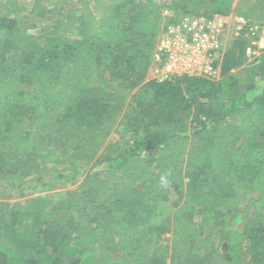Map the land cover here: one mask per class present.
<instances>
[{"label": "trees", "instance_id": "obj_1", "mask_svg": "<svg viewBox=\"0 0 264 264\" xmlns=\"http://www.w3.org/2000/svg\"><path fill=\"white\" fill-rule=\"evenodd\" d=\"M114 1L73 38L0 15V181L20 182L0 190V264H264V55L239 39L215 80L148 79L164 24L240 0ZM49 165L82 180L27 195Z\"/></svg>", "mask_w": 264, "mask_h": 264}, {"label": "built area", "instance_id": "obj_2", "mask_svg": "<svg viewBox=\"0 0 264 264\" xmlns=\"http://www.w3.org/2000/svg\"><path fill=\"white\" fill-rule=\"evenodd\" d=\"M239 39L248 42L245 56L249 63L264 55V20L252 21L231 13L211 19L186 15L175 23L164 24L155 43L148 79L215 80V63L222 51Z\"/></svg>", "mask_w": 264, "mask_h": 264}, {"label": "rangeland", "instance_id": "obj_3", "mask_svg": "<svg viewBox=\"0 0 264 264\" xmlns=\"http://www.w3.org/2000/svg\"><path fill=\"white\" fill-rule=\"evenodd\" d=\"M157 3H161L164 0H154ZM40 4L42 6L41 14L37 17L31 16L30 11L34 4ZM116 3L114 0H0V15H5L12 17L17 20L19 27L28 33H45L46 31L53 30L61 22L60 31L70 38L76 37V25L77 18L84 13L96 15L97 18L105 15L107 11L111 8L112 4ZM233 13L238 15L255 13L256 15L262 16L259 20H264V0H240L237 8ZM165 14V13H164ZM118 133H114L110 136L109 142L114 139H118ZM103 153L101 152L100 155ZM94 162L87 164L84 167V171L88 172L92 169ZM110 164L104 163L99 165L95 170H108ZM71 172V171H69ZM76 176L75 172L68 173L63 171L62 168L54 167L49 165L47 171L44 173L42 181H36L37 178H26L24 183V189L27 195L37 196L39 194L55 196L62 191L71 188L78 179L80 182L82 178H74ZM43 183L49 186L48 190L45 192H40V187ZM0 190H6L8 193H18V185L20 182L16 179H9L0 181ZM14 187V188H13ZM21 188V187H20ZM50 189V190H49ZM173 201L175 196L170 197ZM245 227V222L237 226L238 230H243ZM111 242L115 241L116 236L111 233L109 235ZM171 235H167L165 244L170 245ZM113 246L109 249L105 248L104 253H112ZM223 252V248L219 249L218 254ZM169 258L171 254L169 253ZM182 264H190L188 262H181Z\"/></svg>", "mask_w": 264, "mask_h": 264}]
</instances>
